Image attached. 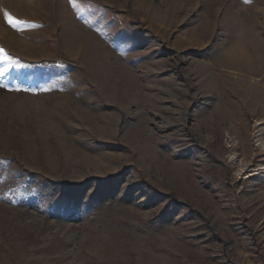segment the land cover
Here are the masks:
<instances>
[{
  "label": "rangeland",
  "instance_id": "1",
  "mask_svg": "<svg viewBox=\"0 0 264 264\" xmlns=\"http://www.w3.org/2000/svg\"><path fill=\"white\" fill-rule=\"evenodd\" d=\"M0 49V264H264V0H0Z\"/></svg>",
  "mask_w": 264,
  "mask_h": 264
},
{
  "label": "snow or ice",
  "instance_id": "2",
  "mask_svg": "<svg viewBox=\"0 0 264 264\" xmlns=\"http://www.w3.org/2000/svg\"><path fill=\"white\" fill-rule=\"evenodd\" d=\"M71 3L75 4V0H70ZM251 0H244V3H250ZM5 17L8 19V22L13 26V27H17L18 24L20 23H24L22 21H15L13 20L8 13H5ZM0 52H3V49H0ZM6 59L8 60V66L4 67L2 69H0V76L5 75L8 71L9 68L16 63V61L12 60L10 57H6ZM0 87H4L3 85H0ZM15 90H20V89H15ZM27 90V89H24ZM45 91H47L48 89H43Z\"/></svg>",
  "mask_w": 264,
  "mask_h": 264
}]
</instances>
